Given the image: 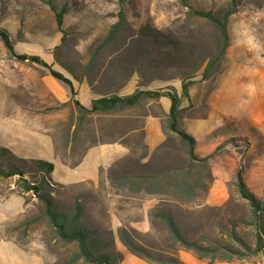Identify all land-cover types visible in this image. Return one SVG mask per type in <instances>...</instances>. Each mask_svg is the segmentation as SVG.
Listing matches in <instances>:
<instances>
[{
  "label": "rangeland",
  "instance_id": "obj_1",
  "mask_svg": "<svg viewBox=\"0 0 264 264\" xmlns=\"http://www.w3.org/2000/svg\"><path fill=\"white\" fill-rule=\"evenodd\" d=\"M230 2L0 0V29L8 32L15 51L39 55L74 85L70 93L47 68L11 56L0 37V146L23 159H53L57 169L43 190L60 212L80 207L78 223L95 231L98 244L108 242L106 250H117L115 242L122 243L121 238L157 257L173 255L180 246L163 221L147 231L137 226L147 214L142 209L145 196L122 178L143 172L135 159L144 153L143 120L148 114L166 118L161 98L143 96L136 105L93 113H83L75 104L90 94L128 95L135 90H175L180 118H204L210 112L213 123L212 131L198 141L200 152L213 151L205 157L196 153L199 160L192 159L188 167L193 180L198 174V185L192 182L203 190L211 181V157L219 203L197 207L192 202L189 209L170 205L149 213L169 215L190 240L239 246V239L254 246L257 219L239 193L235 173L242 164L247 188L264 200V0H233L232 7ZM227 8L232 9L225 53L205 72L209 60L219 54L221 35L216 24L195 11L221 18ZM58 10H63L61 27L55 18ZM182 81L188 82V98L181 96ZM126 129H133L127 142L134 156L128 162L114 164L96 180L63 183L56 177L63 164L76 163L86 145L115 139ZM181 154L185 160L184 140ZM15 164L25 171L23 177L0 176V205H7L0 206V239L37 252L43 264H56L74 253L76 245L52 238L44 203L23 191L21 178L30 183L41 178L34 164ZM203 198L201 194L199 202ZM259 215L264 224V210ZM39 255L24 256L22 263L42 264Z\"/></svg>",
  "mask_w": 264,
  "mask_h": 264
},
{
  "label": "trees",
  "instance_id": "obj_2",
  "mask_svg": "<svg viewBox=\"0 0 264 264\" xmlns=\"http://www.w3.org/2000/svg\"><path fill=\"white\" fill-rule=\"evenodd\" d=\"M233 0L230 2L232 7ZM232 8H227L224 10L221 18L216 17L211 11H195V14L216 24L219 27L221 35V48L219 54L216 57H212L204 71L207 72L210 67L217 61L220 56L222 57L225 53L228 44L227 35V18L231 13ZM56 22L58 27H61L63 22V10H58L55 14ZM117 23L112 26L108 33V37L112 34L117 27ZM0 37L7 48L11 56L18 60L33 61L37 64L42 65L47 68L50 75L63 82L69 89L70 93L74 91V85L70 78L64 76L60 71H57L51 67L45 60H43L39 55L18 53L15 51L14 46L10 40L9 34L6 30L0 29ZM160 97L166 96L170 100L169 111L166 114V118L163 120V130H171L175 132L182 140L186 141L189 145V157L190 159L199 160L193 152V147L195 144L194 138L186 133L178 125L179 119V102L180 96L175 90L169 91H158V90H135L128 95H109L100 96L93 99L90 103V107L87 108L78 101H75L76 106L83 113H93L96 111H102L113 106H133L138 103L141 97ZM181 96L188 98V82L182 81L181 83ZM18 161L26 162L29 161L34 164V168L40 173L41 178L36 183H30L25 178L23 179V191H31L39 200H41L45 205L44 214L48 219V224L52 228V238L62 241L64 243L73 242L76 245V250L68 258L61 260L56 264H120L122 259V253L115 249L106 250L108 247V242L103 244H98L95 238V231L78 223L79 217L81 215L80 207L76 206L71 213H63L58 211L53 204L52 196L49 191L43 190V185L49 179V175L54 168V164L51 161L44 159H23L14 155L8 148L0 146V176L11 177L18 175L19 178L23 177L24 170L20 164H15ZM203 161H206L204 158ZM128 183V187L131 189L148 190L155 184V181H151L148 175L133 174L131 176H126L124 178ZM159 181H162L160 178ZM235 184L239 190L241 196L247 199L252 211L256 217V241L254 246L239 240V246L222 244L218 241L208 239L207 242H199L196 240H190L179 230L173 219L163 213H157L156 216L166 225L168 231L170 232L174 241H176L180 246L193 251L198 258L205 259L208 262L214 261H251L246 259L245 256L249 254H258L264 245V224L262 221V216L259 215L264 210V200L260 201L256 199L253 193L247 188L243 180V166L240 164L239 168L235 173ZM124 246L135 255L145 256L157 264H183V262L175 255H168L165 257L151 256L147 254L139 246L132 244L125 238H121Z\"/></svg>",
  "mask_w": 264,
  "mask_h": 264
},
{
  "label": "crops",
  "instance_id": "obj_3",
  "mask_svg": "<svg viewBox=\"0 0 264 264\" xmlns=\"http://www.w3.org/2000/svg\"><path fill=\"white\" fill-rule=\"evenodd\" d=\"M91 94L87 97V101L81 102L85 107L89 108L90 103L93 99ZM162 102V113L165 115L169 111L170 100L166 96H160ZM211 113H208L207 117L204 118H191L181 117L179 115L178 125L186 133L191 135L195 144L193 152L199 153L200 157L209 156L213 151V148L207 149L206 152H200L201 148L198 146V141L203 137L207 136L213 129ZM119 117H125L129 119L127 115H120ZM143 148L144 153L138 157H134L137 161V165L143 168V172L140 174L148 175L151 181H155V184L150 189L135 190L136 192L143 194L144 201L142 209L147 212L145 218L137 224L140 225L144 231H147L151 225L155 222L162 221L160 217L152 216L153 211H165L166 207L170 205L173 207L180 206L182 208L189 209L192 202L197 207L209 204L214 205L219 203L215 199V188L214 176L215 169L211 161V157H208L207 163L210 170L211 181L208 187L203 186V190L198 187V174L194 185L193 176L190 174L188 164L193 161L189 158V145L187 143L188 155L183 160L181 154L182 139L173 131L163 130V121L158 114H148L143 120ZM133 131V129H126L121 136L109 141H97L90 143L85 146L79 159L72 166L63 164L61 172L56 177L62 179L63 183H75L85 180H96L99 178L101 172L109 170L114 164L122 162L127 158H133V151L127 142V137ZM44 159V158H36ZM47 160V159H44ZM54 164V168L50 175L54 178V173L57 169V163L51 159ZM50 161V160H48ZM138 174V173H136ZM49 175V177H50ZM121 177V176H120ZM126 178V176H122ZM162 181H159V179ZM51 179V178H50ZM193 181V182H192ZM197 186V187H196ZM205 188V189H204ZM224 195V191L220 192ZM204 195L203 201L199 202V196ZM194 200H197L194 202ZM220 200V199H219ZM171 203V204H167ZM7 206L5 204H1ZM0 205V206H1ZM187 205H190L189 207ZM162 223V222H161ZM115 246L117 251L122 253L121 264H150L141 258H137L131 253L122 243H116ZM37 252L25 249L21 245L16 244L12 240L0 239V264H23L22 257L26 256H37ZM183 264H264V245L261 251L257 254L256 258L251 261H214L208 262L205 259H200L197 255L182 246H177L175 253ZM40 256V255H39ZM42 262L41 256L39 257Z\"/></svg>",
  "mask_w": 264,
  "mask_h": 264
}]
</instances>
